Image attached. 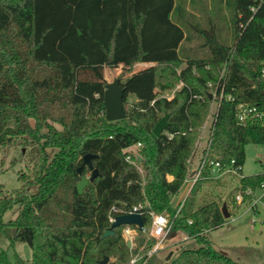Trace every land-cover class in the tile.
I'll return each instance as SVG.
<instances>
[{
  "label": "trees",
  "instance_id": "trees-1",
  "mask_svg": "<svg viewBox=\"0 0 264 264\" xmlns=\"http://www.w3.org/2000/svg\"><path fill=\"white\" fill-rule=\"evenodd\" d=\"M186 3L0 0V155L17 139L30 146L32 178L26 187H35L30 194L23 187L14 198L0 190V237L10 248L24 243L31 251L29 264H100L105 257L129 262L136 252L126 247L122 231L136 230L141 246L149 212L173 218L178 206L171 200L183 185L216 88L233 100L219 102L202 154L225 166L232 160L243 191L263 186V173L242 176L241 169L245 146L264 145V120L239 123L236 107L249 104L264 113V3L216 0V17L202 4L196 16ZM222 7L230 14V43L220 38ZM188 42H194L191 53L183 48ZM141 63L153 65L134 70ZM119 66L126 118L107 122L104 69ZM176 84L181 86L168 99L164 93ZM164 115L169 125L156 138L152 130ZM137 144V157L126 152ZM47 150L54 151L50 158ZM85 154L97 155L91 161L97 176L79 194L76 169ZM90 172L85 167L82 176ZM206 172L171 227L195 246L180 249L169 264H238L206 236L226 223L217 200L197 201L203 183L212 180ZM138 204L146 233L111 227L109 217ZM14 205H20L17 216L4 221ZM106 231L114 234L103 238ZM0 264L28 263L17 255L11 262L1 250Z\"/></svg>",
  "mask_w": 264,
  "mask_h": 264
},
{
  "label": "rangeland",
  "instance_id": "rangeland-1",
  "mask_svg": "<svg viewBox=\"0 0 264 264\" xmlns=\"http://www.w3.org/2000/svg\"><path fill=\"white\" fill-rule=\"evenodd\" d=\"M191 10V8H190ZM213 15L215 14H207ZM219 17L221 21H218V26L222 27L220 32V38L226 43L232 41L231 29L228 23L230 16L226 8L221 9ZM194 46V42H188L183 44V48L191 53V48ZM184 65L182 64L181 67ZM149 67L148 64H136L134 70L139 71ZM122 73V67L118 68H105L104 78L106 83H111L115 78H120ZM181 85L176 84L174 89L165 92V96L170 98L173 95L174 90L178 89ZM133 97H129L130 101H133ZM216 101L213 100L210 103L208 114L204 123L209 126L213 113L216 109ZM32 124V121H31ZM55 127L60 129V126L55 124ZM207 130L200 131L199 139L196 144V157L201 154V150L204 147ZM30 152V146H25L20 139H17L14 146L6 149L4 154L0 155V190L3 194L9 197H15L16 194L22 190V188L28 185V180L32 178V163L28 156ZM131 153H138L137 146L130 150ZM54 153L53 150H47V155L50 158ZM264 174V145H246L245 146V162L241 169L242 176H250L255 174ZM86 178L90 176V173L84 174ZM239 175H225L219 179H212L208 182H204L201 186L199 194L197 196L198 203L215 199L219 205L225 204L229 217L226 218V223L212 231L207 232V238L212 242L213 247L228 255L233 261L238 264H264V183L260 189L250 193L248 198H244V193L239 185ZM189 186L183 184L179 190L177 198L171 200L173 207L186 197ZM35 191V187H26L25 192L30 194ZM241 195L242 201L236 202V196ZM20 210V205H14L11 210L7 211L4 216V221L13 220ZM12 235V231H10ZM122 237L124 241L130 242L129 250L135 251V254L142 256L139 261L134 264H169V260L182 248L195 246L192 239L182 232L170 231L168 237L163 242L162 246L155 252H151L155 240L151 245V249L146 252V246L149 243L151 237L147 234L144 236V244L139 246L138 241L140 234L136 230L130 229L128 232L122 231ZM6 250L11 262L14 261L15 255L19 256L22 260L28 264L31 261V251L24 243H15L13 247H9V241L6 237H0V251ZM169 252L171 256L166 259ZM150 253V255H149ZM134 258V255L133 257ZM108 262H115V264H128L124 262H117L115 257H110ZM107 262V263H108Z\"/></svg>",
  "mask_w": 264,
  "mask_h": 264
},
{
  "label": "built area",
  "instance_id": "built-area-1",
  "mask_svg": "<svg viewBox=\"0 0 264 264\" xmlns=\"http://www.w3.org/2000/svg\"><path fill=\"white\" fill-rule=\"evenodd\" d=\"M259 3L260 4L264 3V0H259ZM250 9H251V11H255L254 7H251ZM262 76H264V67L262 69ZM213 98L217 103L216 108L218 107L219 102L223 98H225L226 100H233L229 95L224 96L223 87H220L219 93H217V88L215 89V91L213 93ZM214 113H215V111H214ZM214 113H213V116H214ZM213 116H212V119H213ZM255 117H261L264 120V113L263 114L257 113L256 107L249 105V104L240 103L237 105V107H236V118H237V121L239 123H245L248 120H252ZM212 119H211V121H212ZM210 124H211V122H210ZM210 124L207 127V123H204L202 125L200 131H202V132H204L205 130L209 131ZM207 135H208V132H207ZM136 146H137V148H139L140 144H137ZM133 147H135V146H133ZM133 147L126 149V152L131 153L130 150ZM202 152H203V149L201 150V155H200V159L198 161V164L193 169H191L189 167V164H188L189 160L187 161V174H186V177L184 179L183 184H185V183L188 184V186H189L188 192L190 191L192 186L199 179H201L205 169H207V172H206V178L207 179H219V178L224 177L225 175H237L238 176V173H237L238 168L233 166L234 162L232 160L228 166H225V165L221 164L218 157H214L213 159L210 160L206 157V155H203ZM132 155L137 157V153H132ZM126 160L130 161L131 156L127 155ZM188 192H187V194H188ZM245 193L250 194V191H245ZM235 198H236L237 203H240L242 201L241 195H237ZM184 199L178 204L177 210L174 213L172 219L169 218V216L167 214H156L154 212H149V216H150L151 221H150V228H149L147 234L152 239L155 240V245H154L151 252H155L157 249H159L162 246L163 242L168 237V235L171 231L173 220L180 216V208H181V205H182ZM141 208H142V205L138 204L137 206L132 207V209L129 212L122 213V214L137 213V214H140L142 216V213L139 211ZM111 211L115 212V213L119 212V210L115 209L114 207L111 208ZM114 218L115 217H113V216L109 217V221L111 223H113ZM129 230H130L129 228L125 229L126 232H128ZM139 230L142 233H146L145 225ZM149 255H150V253H149ZM141 257L142 256H140L139 254H134V258H132L128 264L136 263L137 261H139V259Z\"/></svg>",
  "mask_w": 264,
  "mask_h": 264
},
{
  "label": "water",
  "instance_id": "water-1",
  "mask_svg": "<svg viewBox=\"0 0 264 264\" xmlns=\"http://www.w3.org/2000/svg\"><path fill=\"white\" fill-rule=\"evenodd\" d=\"M124 90L119 84V79L115 78L111 83H106L104 86L103 92V107L105 112V119L107 122H115L126 118L125 106L123 105ZM168 115H164L154 126L152 133L156 138H159L162 132L168 127ZM97 158V155L85 154L82 156V163L76 169L78 175H80V180L76 184L77 192L82 193L84 187L92 182L97 176V170L93 168L91 161ZM140 160V157L138 156ZM87 167L91 170L90 176L86 178L82 176V171ZM221 213L224 219L229 217L225 204L221 206ZM121 225L125 226H134L137 229H141L144 226L143 218L140 214H122L114 218L113 223L111 224L112 228L119 227ZM113 231H106L102 235L103 238L112 236ZM142 240L140 241V244ZM130 242L126 241V247L130 248ZM171 256V252L168 253L166 259ZM108 257H105L100 264H107Z\"/></svg>",
  "mask_w": 264,
  "mask_h": 264
},
{
  "label": "crops",
  "instance_id": "crops-1",
  "mask_svg": "<svg viewBox=\"0 0 264 264\" xmlns=\"http://www.w3.org/2000/svg\"><path fill=\"white\" fill-rule=\"evenodd\" d=\"M186 10L188 12H191L192 14L199 16V10H200V4L203 5V7H205V12L209 13V14H213L214 10L212 8V4H214L216 2V0H186ZM224 3V2H223ZM191 8V10H190ZM221 9L224 10V7H222ZM141 64H147V63H141ZM149 66L153 65V64H148ZM172 97V95L170 96V98ZM168 97V99H170ZM200 155L198 157H196V160H194L193 158L196 156V150L194 151L193 155L191 156V158L189 159V167L191 169H193L194 167L197 166L198 161L200 159ZM167 179L170 181L172 180L171 176H168ZM177 198V197H175ZM207 234V233H206ZM172 253V252H171Z\"/></svg>",
  "mask_w": 264,
  "mask_h": 264
}]
</instances>
